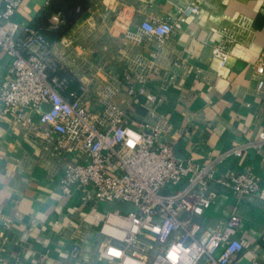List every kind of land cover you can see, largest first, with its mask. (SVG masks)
Listing matches in <instances>:
<instances>
[{"label": "crops", "instance_id": "obj_1", "mask_svg": "<svg viewBox=\"0 0 264 264\" xmlns=\"http://www.w3.org/2000/svg\"><path fill=\"white\" fill-rule=\"evenodd\" d=\"M49 1L24 0L14 19L32 22ZM191 1L200 12L162 43L146 37L134 42L128 37L145 19L174 20ZM240 18L245 25L238 29L239 42L231 46L223 66L212 58L217 30ZM50 50L60 60L58 71L72 78L70 90L85 83L84 98L95 103L105 85L118 90L115 99H128L123 75L146 72L148 89L161 97L155 110L169 120L168 140L178 159L204 164L255 138L264 128V95L257 91L254 71L264 53V0H88L87 9L51 43ZM11 62L0 49V83ZM153 67L159 72L153 73ZM128 105L132 125L156 121L137 100L129 99ZM53 146L46 149L39 134L0 118V233L8 235L2 247L3 264H107L96 254L104 207L94 209L61 190L65 158ZM247 168L264 185V153L254 149L225 159L217 176ZM210 191L214 203L204 215L205 225L236 212L242 219L239 236L245 244L240 263L264 258V198L238 197L216 181ZM74 220L83 233L88 231L78 258L71 256L77 242Z\"/></svg>", "mask_w": 264, "mask_h": 264}, {"label": "built area", "instance_id": "obj_2", "mask_svg": "<svg viewBox=\"0 0 264 264\" xmlns=\"http://www.w3.org/2000/svg\"><path fill=\"white\" fill-rule=\"evenodd\" d=\"M23 1L0 0V49L12 61L0 83V118L39 134L46 149L53 144L64 154L59 181L64 193L77 195L94 209L115 202L135 206L133 210L102 213L98 257L107 264H241L245 249L239 236L241 217L232 212L208 226L203 218L214 203L213 181L238 197L264 198V185L250 168L217 176L218 165L228 157L240 156L248 149L264 153V128L255 138L233 145L204 164L178 159L168 140L169 120L155 110L161 97L148 89L146 72H125L122 81L128 99H115L118 90L105 85L104 94L97 95L98 103L85 100V83L77 91L70 90L71 80L56 74L62 66L45 36L30 23L14 19ZM199 12V5L191 1L174 20L145 19L128 37L134 42L146 37L162 43ZM51 22L55 27L64 20L54 13ZM244 25L240 18L231 27L217 30L212 58L221 65L228 63L231 46L239 42L238 29ZM254 71L257 91L264 95V53ZM152 72L159 71L153 67ZM129 99L137 100L156 121L132 125ZM72 225L77 242L71 256L78 258L88 231L83 233L76 220ZM7 239L6 233H0V264L4 263L2 247ZM261 240L264 244V234ZM248 264H264V258Z\"/></svg>", "mask_w": 264, "mask_h": 264}, {"label": "trees", "instance_id": "obj_3", "mask_svg": "<svg viewBox=\"0 0 264 264\" xmlns=\"http://www.w3.org/2000/svg\"><path fill=\"white\" fill-rule=\"evenodd\" d=\"M88 7V0H50L37 17L30 22L31 26L41 32L49 43L60 39L67 28L81 15ZM59 13L64 20L58 26H52L51 16ZM59 77L72 79L69 73L58 71Z\"/></svg>", "mask_w": 264, "mask_h": 264}, {"label": "water", "instance_id": "obj_4", "mask_svg": "<svg viewBox=\"0 0 264 264\" xmlns=\"http://www.w3.org/2000/svg\"><path fill=\"white\" fill-rule=\"evenodd\" d=\"M134 208H135V206L129 202H115L109 206L104 207V212L110 211L113 209L133 210Z\"/></svg>", "mask_w": 264, "mask_h": 264}, {"label": "clouds", "instance_id": "obj_5", "mask_svg": "<svg viewBox=\"0 0 264 264\" xmlns=\"http://www.w3.org/2000/svg\"><path fill=\"white\" fill-rule=\"evenodd\" d=\"M173 259H175V257H173Z\"/></svg>", "mask_w": 264, "mask_h": 264}]
</instances>
